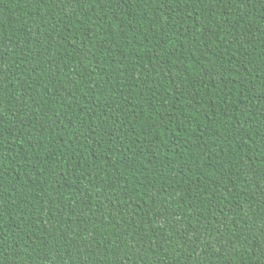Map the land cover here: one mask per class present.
Instances as JSON below:
<instances>
[{
    "label": "trees",
    "instance_id": "trees-1",
    "mask_svg": "<svg viewBox=\"0 0 264 264\" xmlns=\"http://www.w3.org/2000/svg\"><path fill=\"white\" fill-rule=\"evenodd\" d=\"M0 264H264V0H0Z\"/></svg>",
    "mask_w": 264,
    "mask_h": 264
}]
</instances>
